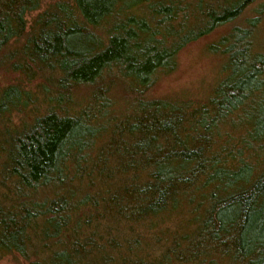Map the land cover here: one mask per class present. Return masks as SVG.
<instances>
[{"label": "trees", "instance_id": "obj_1", "mask_svg": "<svg viewBox=\"0 0 264 264\" xmlns=\"http://www.w3.org/2000/svg\"><path fill=\"white\" fill-rule=\"evenodd\" d=\"M263 16L264 0H0V68L39 82L0 87V260L264 264ZM227 25L204 102L149 95Z\"/></svg>", "mask_w": 264, "mask_h": 264}, {"label": "rangeland", "instance_id": "obj_2", "mask_svg": "<svg viewBox=\"0 0 264 264\" xmlns=\"http://www.w3.org/2000/svg\"><path fill=\"white\" fill-rule=\"evenodd\" d=\"M257 5L256 3L250 7L235 25H240L244 18L254 15L251 13V9ZM38 13L40 11L32 12L26 16L28 24L32 22ZM260 23L256 41L260 45H263L264 16ZM230 29V25L221 27L182 49L177 55L176 70L169 75L162 76L151 89L149 95L154 98L186 99L193 103L204 102L212 93V89L216 83L223 77L221 67L224 59L221 55L211 50L212 45L220 37L228 33ZM12 84L20 85L21 88L33 95L38 94L36 92L39 84L37 80L26 81L20 74L0 68V87ZM82 93L85 94L86 91L84 90ZM23 116L24 114L19 115L20 118ZM12 123L18 125V116H13ZM177 223V220L172 219L167 221L163 228L174 229ZM0 264H25V262L17 255H10L2 258Z\"/></svg>", "mask_w": 264, "mask_h": 264}]
</instances>
